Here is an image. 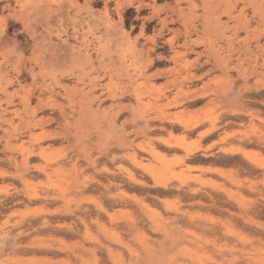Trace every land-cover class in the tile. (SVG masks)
<instances>
[{"label":"clouds","instance_id":"obj_1","mask_svg":"<svg viewBox=\"0 0 264 264\" xmlns=\"http://www.w3.org/2000/svg\"><path fill=\"white\" fill-rule=\"evenodd\" d=\"M0 264H264V0H0Z\"/></svg>","mask_w":264,"mask_h":264},{"label":"rangeland","instance_id":"obj_2","mask_svg":"<svg viewBox=\"0 0 264 264\" xmlns=\"http://www.w3.org/2000/svg\"><path fill=\"white\" fill-rule=\"evenodd\" d=\"M226 19V18H225ZM243 35V34H242ZM33 103H35V101H33Z\"/></svg>","mask_w":264,"mask_h":264}]
</instances>
